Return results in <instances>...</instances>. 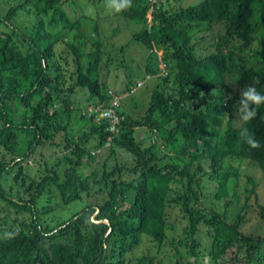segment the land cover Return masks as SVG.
Returning <instances> with one entry per match:
<instances>
[{
    "label": "trees",
    "instance_id": "1",
    "mask_svg": "<svg viewBox=\"0 0 264 264\" xmlns=\"http://www.w3.org/2000/svg\"><path fill=\"white\" fill-rule=\"evenodd\" d=\"M185 1L132 0L117 45L83 32V0H0V264H264L240 167L264 183V104L246 125L259 148L237 116L246 86L264 94V0ZM130 45L154 80L137 116L122 105L142 83L103 74Z\"/></svg>",
    "mask_w": 264,
    "mask_h": 264
},
{
    "label": "rangeland",
    "instance_id": "2",
    "mask_svg": "<svg viewBox=\"0 0 264 264\" xmlns=\"http://www.w3.org/2000/svg\"><path fill=\"white\" fill-rule=\"evenodd\" d=\"M188 2L189 0H186L184 2L185 5ZM78 10L79 15H81L80 22L82 23V26L84 28L83 32L85 34L91 35L93 34V29L97 28L96 30H98V32L102 35L105 42H108L109 40L110 43L118 45L121 43L128 44V41H130L128 39V36L130 35V29L129 27H127L128 24L118 16H113L115 11H112L106 7L105 0H91L88 2L87 0H83V2L79 5ZM113 30H115L117 33L111 35V33H113ZM130 50L131 45L126 48L125 52L120 53L119 50H115L117 52L113 53V58L117 61V64H115L113 67H110V71L106 72V70H104L103 74L106 75V77H104V80L107 79V86H123V83L126 84L128 80L132 82V86H136V83L138 82L142 83L141 87L134 88L133 93L130 96L126 94L120 97L121 100H124L128 96L126 101H123L124 103L122 105V108L137 116L139 114H142L147 107V94H149V91L152 88L151 85L153 84L154 80L146 78L144 70L136 64V62L138 61H134V63L133 61H131V59H129L128 54H132L131 57L133 59H138V49L134 48L133 51L129 53ZM157 55L160 56L161 52H158ZM128 63H130L131 65H128ZM118 67H120L121 69H118ZM102 117L103 116L100 114L95 120L97 122L101 121ZM147 136H149L148 133L142 130H139L136 133L137 139L147 138ZM30 165L36 166L33 162H31ZM240 167L243 174L253 176L258 183L256 191L260 203L264 205V183L261 180V174L254 167H249L246 164H242ZM34 171L32 172V174L36 173V170ZM241 185H245V178H242ZM5 187H7L6 184ZM88 201L89 199L83 197L82 200L74 201L67 206H59V204H57L59 207L47 217H56V219L65 220L69 218L74 212L79 211L88 203ZM242 202L243 200L241 199L240 203ZM148 246L149 245L147 243L142 244L140 247L135 249L134 255L136 257L142 256L146 252V250L149 249Z\"/></svg>",
    "mask_w": 264,
    "mask_h": 264
},
{
    "label": "clouds",
    "instance_id": "3",
    "mask_svg": "<svg viewBox=\"0 0 264 264\" xmlns=\"http://www.w3.org/2000/svg\"><path fill=\"white\" fill-rule=\"evenodd\" d=\"M106 7L115 12H121L132 7V0H105ZM254 81L246 86L240 93V100L237 105V116L241 122L240 136L250 148H259L261 141L255 137V133L246 126L257 115V109L264 104V94L257 91ZM12 232H5V238H11Z\"/></svg>",
    "mask_w": 264,
    "mask_h": 264
},
{
    "label": "built area",
    "instance_id": "4",
    "mask_svg": "<svg viewBox=\"0 0 264 264\" xmlns=\"http://www.w3.org/2000/svg\"><path fill=\"white\" fill-rule=\"evenodd\" d=\"M101 115L103 116L102 118H108V119L115 120V116L113 115L112 111H107Z\"/></svg>",
    "mask_w": 264,
    "mask_h": 264
}]
</instances>
